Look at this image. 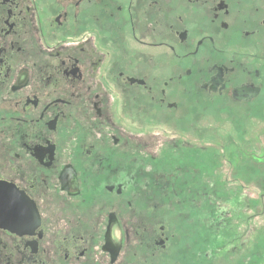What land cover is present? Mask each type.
I'll return each instance as SVG.
<instances>
[{
    "label": "flooded vegetation",
    "instance_id": "obj_1",
    "mask_svg": "<svg viewBox=\"0 0 264 264\" xmlns=\"http://www.w3.org/2000/svg\"><path fill=\"white\" fill-rule=\"evenodd\" d=\"M250 120L264 0H0V264H264Z\"/></svg>",
    "mask_w": 264,
    "mask_h": 264
},
{
    "label": "rangeland",
    "instance_id": "obj_2",
    "mask_svg": "<svg viewBox=\"0 0 264 264\" xmlns=\"http://www.w3.org/2000/svg\"><path fill=\"white\" fill-rule=\"evenodd\" d=\"M212 116H213L212 114L207 113L206 115H204V117L202 118V122H201L203 125H206V127H208L209 129L215 125V120L213 119ZM247 126L249 127V136L251 138H253L257 133H261L262 132L261 129L264 130V124H262L261 121H257V120H250L249 125ZM221 128L222 129L219 128L218 132H227V123L223 122ZM161 131H162V128H160L157 125L151 124V123H146L143 126H139V125L136 126V132L138 133L150 134L151 132L159 133ZM249 197H250L251 202L253 200L255 201V198L258 197V189L251 186L249 188ZM252 212H256V210L253 211L251 209L250 213L252 214ZM251 223H254L255 224L254 226H256L257 224H259V221L257 218H255L254 220L251 221ZM257 233H258V228H253L250 232L251 238L252 237L254 238V236L257 235Z\"/></svg>",
    "mask_w": 264,
    "mask_h": 264
}]
</instances>
